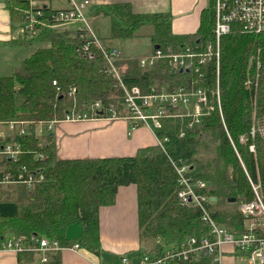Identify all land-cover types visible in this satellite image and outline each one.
<instances>
[{
  "label": "trees",
  "instance_id": "16d2710c",
  "mask_svg": "<svg viewBox=\"0 0 264 264\" xmlns=\"http://www.w3.org/2000/svg\"><path fill=\"white\" fill-rule=\"evenodd\" d=\"M4 4L11 28L27 27L9 41L10 45L47 43L48 47L25 59L18 73L0 79V131H4L0 144L16 143L21 151L16 160L0 157V176L8 173L11 180L0 184V204H14L16 211L13 216H0V243L36 236L56 241L62 248L78 245L99 256L100 209L115 204L119 188L134 186L137 228L140 243L145 245L140 258H160L166 251L179 248L185 238L200 239L208 231L198 208L179 204L174 165L187 166L193 180L206 183L197 193L214 199L206 209L217 226L234 236L245 232V221L237 207L250 202L253 193L244 170L253 183L260 184L264 200V79L245 88L250 74L248 61L258 37L232 30L220 39L219 90L225 126L217 112L191 129L186 128V120L164 119L161 130L155 132L158 139L167 138L164 150L150 146L132 157L64 160L58 157L54 134L38 137L32 123L61 120L72 111L92 115L89 109L97 102L103 109L114 105L118 110L122 91L115 87L117 80L108 73L98 49L92 45L87 51L83 49L89 41L85 33L52 19L53 14L69 7L52 8L50 0H4ZM87 14L109 19V36L105 43L99 39L105 49L114 47L117 41L132 39L146 26L152 28L149 39L153 49L179 51L188 46L204 50L214 43V0H207L196 31L188 35L173 34L169 13L136 14L126 2L93 4ZM89 51L94 55L92 59L87 57ZM139 60L121 56L114 61L127 87L138 86L146 91L167 85L171 91L183 81L180 75L171 73L166 62H157L148 70L139 66ZM201 72L207 78L203 86L214 89V61ZM22 121L29 122L26 135L7 132L8 123ZM22 168L41 172L43 180L33 189L17 182ZM229 198L236 202L228 203ZM72 226L80 229L77 238L67 236ZM46 258L43 264H61V252L49 253ZM18 261L40 264L34 253H21ZM170 264L214 263L201 256L194 262Z\"/></svg>",
  "mask_w": 264,
  "mask_h": 264
},
{
  "label": "built area",
  "instance_id": "2783aa9c",
  "mask_svg": "<svg viewBox=\"0 0 264 264\" xmlns=\"http://www.w3.org/2000/svg\"><path fill=\"white\" fill-rule=\"evenodd\" d=\"M68 3L69 9L53 14L52 19L55 22L81 25L76 29L84 32L89 38L83 49L87 51L88 45L98 49L108 65V73L117 80L115 87L122 91V102L118 110L114 105H109L103 109L101 104L97 102L89 109L92 115L72 111L66 113L61 120L32 123L38 137L52 133L54 131L52 129L61 123L93 120L111 123L122 120L128 124L129 132L133 133L138 128L147 129L153 136L154 146L164 150L163 145L168 142L167 138L158 139L155 135V132L161 130V121L164 119L186 120L188 121L186 128L191 129L195 125H200L204 118L217 112L223 126H225L219 90L220 39L222 36L231 33L232 30L258 37L259 40L248 61L247 71H250V74L245 82V88L249 89L252 85L256 86L260 78L264 79V0H214L213 44L208 45L204 50H199L197 47L193 50L188 46H182L179 51L172 48L163 51L157 48L153 49L150 58L139 60V66L148 70H151L157 62H166L171 73L180 75L183 81L174 85L171 91L168 90L167 85L160 88L149 87L146 91L138 86L127 87L120 76L122 70L114 66V61L121 57L119 50L116 47L105 49L91 30L90 19H87L90 2L88 0L82 2L68 0ZM26 28L19 27L20 33H23V29ZM87 57L92 59L94 55L89 51ZM212 60L215 63L216 82L214 89H209L203 86V82L207 78L206 73L201 72V69ZM28 126L29 122H10L7 124L6 130L8 133L23 136L27 134ZM253 133L254 130L252 129L250 135L253 136ZM0 138L3 139L4 136H0ZM244 141L243 138L240 140L242 143ZM249 151L253 152V147H250ZM20 153L19 145L16 143L0 144V157L16 160ZM173 167L180 188L178 192L179 204L184 207L192 206L201 211V221L208 227L207 234L200 239L195 236L185 238L179 248L166 251L160 258L142 256L137 264L194 262L201 256L211 258L214 264H221L224 255L237 253L249 255L248 264H264V200L260 184L253 183L244 170L253 193V199L238 205L237 210L245 221V232L239 236H234L224 228L217 226L209 215L206 205H210L214 200L197 193L206 187V183L193 180L188 173L187 166L178 167L174 165ZM17 178V182L26 184L28 188L33 189L36 184L43 180L44 176L41 172H29L22 168ZM10 182V174L6 173L0 176V184ZM1 247L3 250L17 254H37L40 264L47 261L46 256L49 253L63 250L77 252L80 249L78 245L62 248L56 241H49L46 238H37L36 236L7 239L0 243ZM121 263L130 264L126 257L121 258Z\"/></svg>",
  "mask_w": 264,
  "mask_h": 264
},
{
  "label": "crops",
  "instance_id": "0c3cea01",
  "mask_svg": "<svg viewBox=\"0 0 264 264\" xmlns=\"http://www.w3.org/2000/svg\"><path fill=\"white\" fill-rule=\"evenodd\" d=\"M95 1L94 4L102 5L112 2ZM205 1L186 0V6L182 8L179 7L178 0H118L114 2L129 3L136 14L169 13L172 16L173 34L188 35L196 31L200 13L206 6ZM90 21L91 30L98 40L103 34L109 36V22L100 20V17L91 18ZM104 27L108 33L102 32ZM19 34L20 29L11 28L4 0H0V50L18 51L22 48L9 44V41L15 40ZM114 47L117 48V45ZM144 56L139 58L144 59ZM52 133L56 139L58 156L68 160L132 157L139 149L154 146L153 136L147 129L138 128L133 133L129 132L128 124L122 120L111 123L98 120L62 123L57 125ZM0 135L3 136L4 131H0ZM135 206V187L119 188L115 204L112 207L100 209L101 254L95 256L81 248L77 252L63 250L61 264H122L120 263L122 257H126L130 264L137 263L143 250L140 245ZM15 212L14 204H0V216H13ZM78 230L80 233L79 228ZM75 232L77 230L73 233ZM79 233L77 236L71 237L68 234L67 236L77 238ZM18 258L19 254L0 248V264H18Z\"/></svg>",
  "mask_w": 264,
  "mask_h": 264
},
{
  "label": "rangeland",
  "instance_id": "374dc122",
  "mask_svg": "<svg viewBox=\"0 0 264 264\" xmlns=\"http://www.w3.org/2000/svg\"><path fill=\"white\" fill-rule=\"evenodd\" d=\"M77 1L82 2L83 0H77ZM88 1L90 2L89 7H92L93 4L96 3L95 0H88ZM108 1L114 2L118 0H108ZM178 2H179V7L182 8L186 6V0H178ZM206 3H207V0L205 1V4ZM50 6L55 9H65L69 7V3H68V0H50ZM87 19H91V17L87 16ZM100 20H103V21L106 20L107 22H109V19L106 17H100ZM79 26L81 25L76 23L71 26H68V28L76 29ZM108 29H110L109 26H108ZM102 32L108 33L106 27L103 28ZM151 33H152V28L150 26L142 27L136 33L135 37H133L132 39L117 41V43L115 44L117 45V48L121 52L123 58L141 59L139 58V56H144V55H150L148 57L144 56V58H150L153 53V46L149 39V36L151 35ZM99 37L102 43H105L106 42L105 38H108L106 34H103V36H99ZM46 47H48L47 43H34L30 46L22 47L18 49V51L0 50V79L4 77H10L18 73L19 70L21 69L22 62L25 59L29 58L38 49L46 48ZM123 49L125 52L123 51ZM16 98H17L18 103L21 102V98L19 97H16ZM77 123H80V122H77ZM54 128L52 130H54ZM55 146L57 149L56 139H55ZM57 154H58V149H57ZM202 155L204 154L202 153ZM59 158L63 159L61 157ZM64 158H67V157H64ZM64 160H68V159H64ZM74 230H77V232L73 233ZM78 233H79V230H78V227L76 226L70 227L67 232V234L71 237H73L74 235L77 236ZM140 245L141 247L145 248V245H143V243H140ZM249 259L250 257L247 254L241 255L240 253H237V255H224L222 257L221 264H248Z\"/></svg>",
  "mask_w": 264,
  "mask_h": 264
},
{
  "label": "water",
  "instance_id": "95a60500",
  "mask_svg": "<svg viewBox=\"0 0 264 264\" xmlns=\"http://www.w3.org/2000/svg\"><path fill=\"white\" fill-rule=\"evenodd\" d=\"M155 49H157V47H156ZM213 200H214V199H213ZM227 202L232 204V203H235L236 200H235V199H230V198H229V199L227 200Z\"/></svg>",
  "mask_w": 264,
  "mask_h": 264
}]
</instances>
